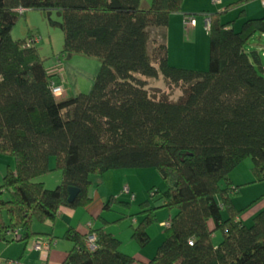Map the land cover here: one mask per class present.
<instances>
[{
    "label": "trees",
    "instance_id": "obj_1",
    "mask_svg": "<svg viewBox=\"0 0 264 264\" xmlns=\"http://www.w3.org/2000/svg\"><path fill=\"white\" fill-rule=\"evenodd\" d=\"M183 2L151 0L143 8V0H0V153L15 160L0 185V239L28 243L41 234L35 221L55 224L62 207L87 206L93 175L153 167L165 188H152L140 204L132 238L147 245L157 209L175 212L146 264H264V210L243 223L233 202L242 185L230 176L250 156L255 181L264 180V66L247 48L264 35V15L236 30L221 13L211 14L209 68L177 67L169 63L166 32ZM20 9L58 11L63 53L100 59L88 92L54 94V74L36 44L12 35ZM160 74L170 89L182 91L178 100L152 92L139 77ZM54 171L62 172V181L51 189L42 178ZM71 186L80 190L73 202ZM115 203L130 202L111 195L103 209ZM15 230L17 237L10 234ZM91 231L95 250L86 246V232L67 229L63 238L73 246L61 264L137 261L112 233Z\"/></svg>",
    "mask_w": 264,
    "mask_h": 264
},
{
    "label": "rangeland",
    "instance_id": "obj_2",
    "mask_svg": "<svg viewBox=\"0 0 264 264\" xmlns=\"http://www.w3.org/2000/svg\"><path fill=\"white\" fill-rule=\"evenodd\" d=\"M192 1L197 2L196 0ZM207 4L209 5L208 8L206 6ZM211 4L207 3V1L204 3L206 11H209L208 9H210L211 12L213 11L214 8H211ZM150 5L151 0H143V8H147ZM21 12H24V10ZM59 14L60 13L55 10L45 12L38 9H27L24 14L20 15L18 21L15 23L12 35L15 39L28 38L30 41L33 40L32 43H36L41 56L45 59V65L47 67L52 63L54 64L58 59L62 62V70L58 69V71L53 74L54 81L57 85H61V82L55 77L56 75H60L63 80V91L58 97L66 98L67 95H74L77 90H80L81 92H88L90 90L92 80L97 75L101 62L97 57L77 53H63L64 33L62 30V17ZM201 18L204 21V17L200 16L199 19L201 20ZM182 38H185L186 41H192L193 44L187 42L186 44H182ZM167 43L169 51L168 59L171 65L199 70H207L209 68L210 35L208 30L204 27V23L203 25L200 23L196 33L189 27L183 31L182 27L177 28V32L172 30L170 38L167 37ZM258 43H260V41L253 37L247 48L249 49ZM261 58L264 64V56H261ZM52 69H54V67ZM139 77L147 80V87L152 92L159 90L163 94L169 93L172 100H178L182 94L180 89H170L162 74H160L158 78L142 75H139ZM52 160L55 162L54 158H52ZM232 172H234L233 174H235L236 177L243 179L242 184H240L242 185L240 189H244V193L242 195L239 192L234 196L235 199L241 198V200L247 204L249 202L252 203L253 200H259L264 197V180L255 181L256 177L253 172V161L250 156L246 157L231 171V173ZM57 174L62 175V172L54 171L47 174V176H51L48 181L49 185H51V189L55 188L57 185L54 184L55 176H57ZM91 179L93 180V183L89 190H97L100 193H104L108 196V199L112 193L110 191L113 190L116 192L115 196L117 198L123 199L124 197H128L130 200L129 205L115 203L111 206L113 209L104 210L105 216L114 218L112 223L113 230L120 233L125 239L122 248L124 250L129 249L130 251L133 249V244H135L142 250L147 249L149 251L152 249L153 254L154 252H157L156 250L159 243L165 238V226L162 221L170 219L169 217L174 213V209H169L164 206L157 209V221L149 227L151 240L147 245L140 246L133 238V243H131L129 237H132V227H130V224L133 219L142 217L139 214L140 204L151 197L152 188H165L163 178L159 171L153 167L121 168L110 170L105 176L93 175ZM102 180L103 183L101 182ZM128 185L131 188V191H129L130 193H127L125 190ZM158 202L159 201L153 202V204L159 205ZM68 209L73 213L71 219H73V223L76 225L79 223L84 226L90 221L88 220L90 214L86 211L85 207L81 206ZM224 213L226 215V212ZM34 224L42 226V224L36 221ZM221 237L222 232L219 230L216 232L215 241H219ZM33 241L34 240H31L29 242V247H32Z\"/></svg>",
    "mask_w": 264,
    "mask_h": 264
},
{
    "label": "crops",
    "instance_id": "obj_3",
    "mask_svg": "<svg viewBox=\"0 0 264 264\" xmlns=\"http://www.w3.org/2000/svg\"><path fill=\"white\" fill-rule=\"evenodd\" d=\"M196 1L197 2H193L192 0H184L183 5H182V11L175 12L171 15L169 25L167 28V32H166L167 37L170 38V34L172 30H174V32H177V28H181V27H182V31L187 29V27H189L191 30H194L195 33L197 32L200 23H202V25L204 23V27L206 28V18L209 17L213 13H221L222 22L230 23V25H228L227 27H233L236 30H239L241 28L243 22L246 19L258 18L264 15V0H252L246 3L243 7H233V8H228V5L237 0H220L219 3H215V2L213 3L212 2L213 0H196ZM206 1L207 3L213 4V5L211 4V8H214L212 12L210 9H208L209 11H206L205 9L206 7H204V3ZM206 6L207 8L209 7L208 4ZM241 11L244 12V15L242 16H240ZM191 16L196 18V24L193 26L185 24V19ZM198 16L199 17L203 16L204 21L202 20V18L200 20ZM207 30L209 32V29ZM254 38L258 39L260 43H258L257 45L256 44L253 45L249 49L250 51H253V50L257 51V53L260 55V59L263 64L261 56H264V35L257 34L254 36ZM182 40H183L182 44H186V42L189 44H193L192 41H186L185 38L184 39L182 38ZM260 50H261V53H260ZM62 65H63L62 62L59 61L58 59V61H56L54 64L53 63L50 64L48 68L50 69L51 73H55L58 71V69L62 70ZM193 66L196 67L195 65ZM53 67L54 69H52ZM55 77L61 83H63V80L60 75H56ZM67 97H70V96L67 95L66 98ZM50 165L51 167H54L56 165V161L54 162L51 159ZM9 167L15 168V160L12 157H9V156H6L0 153V185L3 183L5 173ZM233 173L234 172L230 173L233 183L235 185L242 184L243 179L236 177L235 174ZM49 177L51 176L46 175L42 178V181L45 183V185L48 188L51 187V185H49L48 183ZM61 181H62V175L57 174V176H55L54 184L58 185ZM101 182L103 183V180ZM92 183H93V180H92ZM128 187H129V190L131 191V188L129 185ZM110 192H112L111 195H114V196L116 195L115 191L111 190ZM243 193H244V189H240V194L243 195ZM88 195L91 198V202L87 206H85V208H86V211L90 214L89 219H88L90 221L87 222L84 226H82L79 223L78 225L73 223V219H71L73 217L72 216L73 213L71 212V210L68 209L69 207H62L59 212V218L55 224L47 223V224H42V226L33 224L34 231L41 233L40 235H38L39 238H42L49 244L47 253L34 250L31 246L29 247V242L34 239H31L28 243L24 241H19V240L8 241V240L0 239V264H7L9 261L19 262L20 264H61L63 260L65 259L68 251L73 246L72 241L63 238L65 232L67 231L69 227H73L76 230L83 232L85 229V226L88 223H91L92 227L95 229L103 228L105 231L110 232L114 236L119 238L121 240V250L129 255L134 256L137 259V261H135L132 264H146V262H148L151 258L154 257L156 252H154L153 254L152 249L149 251L147 249L142 250L139 246H136L135 244H133L132 250L130 251L129 249L124 250L122 248L125 242L124 237L121 236L120 233H117V231H114L112 228V223L114 221V218L107 217L104 214L105 211L103 209V206H104V203L107 202L108 196L104 193H100L97 190L96 191L89 190ZM121 200H126L130 202L128 197H124ZM257 200H253L252 203L249 202L246 204V202L242 201L241 198L235 199L233 197V202L235 206L238 209L242 210L239 217L243 223L251 224L255 216L260 211L264 210V197L262 199H259L258 201ZM173 215L174 213L170 215L169 218H172ZM83 219H84V216H83ZM103 220H106L109 223L104 224ZM140 220H141V217L138 219L134 218L132 223L130 224L131 225L130 227L133 228V226L137 225L140 222ZM167 221H162V223H165ZM164 226L166 228V225ZM210 226L214 227L213 221H210ZM148 232H149V228H148ZM215 237H216V234H215ZM129 241L133 243L132 242L133 239L131 236L129 237ZM162 241L159 243V245L162 243Z\"/></svg>",
    "mask_w": 264,
    "mask_h": 264
},
{
    "label": "built area",
    "instance_id": "obj_4",
    "mask_svg": "<svg viewBox=\"0 0 264 264\" xmlns=\"http://www.w3.org/2000/svg\"><path fill=\"white\" fill-rule=\"evenodd\" d=\"M213 2L215 3H219L220 0H213ZM24 9H20V11H22ZM185 24L187 25H195L196 24V18L191 16V17H187L185 19ZM210 27V18L207 17L206 18V28L209 29ZM33 41V40H32ZM32 41L29 40L28 42V45L30 44H36V43H32ZM52 88H53V92L56 96H59L62 94V91H63V85H57L55 82L52 83ZM125 190L127 191V193H130L129 191V188L126 187ZM125 191V192H126ZM169 222H165L164 225H168ZM92 230V224L91 223H88L86 226H85V229L83 232H86V246L90 249V250H95L97 248V244H96V234L95 232L91 231ZM10 234L14 235V236H18V230H15V231H12L10 232ZM192 243V242H191ZM32 248L36 249V250H39V251H42L44 253H47L48 252V248H49V244L48 242H46L45 240H43L42 238H37V239H34L33 241V244H32ZM7 264H20L19 262H14V261H9Z\"/></svg>",
    "mask_w": 264,
    "mask_h": 264
},
{
    "label": "water",
    "instance_id": "obj_5",
    "mask_svg": "<svg viewBox=\"0 0 264 264\" xmlns=\"http://www.w3.org/2000/svg\"><path fill=\"white\" fill-rule=\"evenodd\" d=\"M79 192H80L79 188L74 187V186L69 187L68 201L73 202L75 198L77 197V195L79 194Z\"/></svg>",
    "mask_w": 264,
    "mask_h": 264
}]
</instances>
